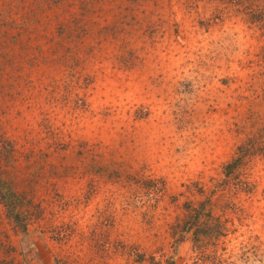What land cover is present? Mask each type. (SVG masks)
<instances>
[{
	"label": "rangeland",
	"instance_id": "374dc122",
	"mask_svg": "<svg viewBox=\"0 0 264 264\" xmlns=\"http://www.w3.org/2000/svg\"><path fill=\"white\" fill-rule=\"evenodd\" d=\"M199 245L264 264V0H0V264Z\"/></svg>",
	"mask_w": 264,
	"mask_h": 264
},
{
	"label": "trees",
	"instance_id": "16d2710c",
	"mask_svg": "<svg viewBox=\"0 0 264 264\" xmlns=\"http://www.w3.org/2000/svg\"><path fill=\"white\" fill-rule=\"evenodd\" d=\"M192 217L193 218V221L190 220V221H187L186 224L187 226L185 225L184 227V230L183 231H189L192 224L194 225L193 227V233H197L199 232L198 229H197V219L199 216L198 214H194ZM197 236V234H196ZM198 250H194V255H193V259L191 260V263L190 264H217L219 262V257L218 255H221L220 254V249L217 247V246H214L213 249L211 250H207L205 246H202V245H199L197 247ZM223 254V253H222Z\"/></svg>",
	"mask_w": 264,
	"mask_h": 264
}]
</instances>
